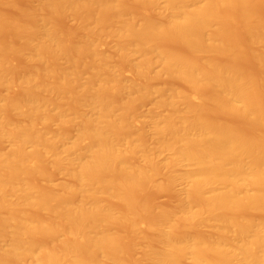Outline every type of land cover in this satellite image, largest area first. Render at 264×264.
Returning a JSON list of instances; mask_svg holds the SVG:
<instances>
[{"label": "bare ground", "instance_id": "6f19581e", "mask_svg": "<svg viewBox=\"0 0 264 264\" xmlns=\"http://www.w3.org/2000/svg\"><path fill=\"white\" fill-rule=\"evenodd\" d=\"M0 264H264V0H0Z\"/></svg>", "mask_w": 264, "mask_h": 264}, {"label": "rangeland", "instance_id": "374dc122", "mask_svg": "<svg viewBox=\"0 0 264 264\" xmlns=\"http://www.w3.org/2000/svg\"><path fill=\"white\" fill-rule=\"evenodd\" d=\"M149 107H150L149 104H144L143 106H141V108H139V110H140L141 113H145ZM64 180H66V177L64 175H61V174H55V175H53V178H52V181L54 183H56V184H59V183H61ZM43 181L45 182V180H43ZM145 196L150 201H154V202H157V203H160V204H166V205L171 203V200H172V195L170 193H168V192L157 193V192H155V191H153L151 189H148L145 192ZM121 231L124 232V230H121ZM139 251H140V249L137 248L135 250V253L137 255H139L140 254Z\"/></svg>", "mask_w": 264, "mask_h": 264}]
</instances>
